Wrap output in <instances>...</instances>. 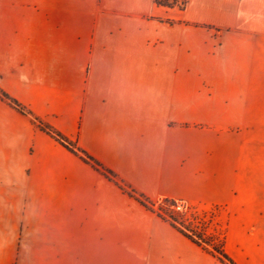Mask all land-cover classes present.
<instances>
[{
	"label": "crops",
	"instance_id": "0c3cea01",
	"mask_svg": "<svg viewBox=\"0 0 264 264\" xmlns=\"http://www.w3.org/2000/svg\"><path fill=\"white\" fill-rule=\"evenodd\" d=\"M0 89L264 264V0H0ZM0 264L223 263L0 100Z\"/></svg>",
	"mask_w": 264,
	"mask_h": 264
},
{
	"label": "trees",
	"instance_id": "16d2710c",
	"mask_svg": "<svg viewBox=\"0 0 264 264\" xmlns=\"http://www.w3.org/2000/svg\"><path fill=\"white\" fill-rule=\"evenodd\" d=\"M0 100L6 103L11 108L15 109L22 115H25L30 118L32 124L38 128L40 131L46 133L51 138H53L56 142H58L62 147L72 153L74 156L78 157L83 163L90 166L94 171L99 173L100 175L104 176L107 180L113 182L118 189H120L124 194L133 198L136 202L142 205L144 208L149 210L150 212L156 214L160 219L168 222L173 228H175L179 233L183 236L188 238L194 244L200 246L203 250L210 253L212 256L217 258L223 264H235L224 252L223 244L214 245L213 241H208L212 244V247L209 249L202 245V238H204L203 234L197 233L188 227V225H182L178 223L174 217L171 215L165 216L162 213V204H168V206L172 207L175 203L173 200H163L161 205H157L156 202L150 200L146 196L136 192L134 189L130 188L129 186L125 185L122 181H120L116 175L106 169L102 164H100L97 160L91 157L88 153H86L81 148L77 147L75 143L70 141L67 137L59 133L58 131L54 130L52 127L44 123L41 119L32 115L30 111H28L24 106L18 103L16 100L9 97L6 93H4L0 89ZM205 244V243H204ZM209 247L208 244H205Z\"/></svg>",
	"mask_w": 264,
	"mask_h": 264
},
{
	"label": "rangeland",
	"instance_id": "374dc122",
	"mask_svg": "<svg viewBox=\"0 0 264 264\" xmlns=\"http://www.w3.org/2000/svg\"><path fill=\"white\" fill-rule=\"evenodd\" d=\"M196 128L206 129V125H197ZM157 205H161L163 200L156 201ZM180 209L170 207L168 204H162V213L165 216L171 215L178 223L188 225V227L197 233L203 234L202 245L211 248L212 244L208 241H213L214 245L223 244L225 238V225L222 218V207L218 206H196L186 204L184 202L175 201ZM208 244L206 246L205 244Z\"/></svg>",
	"mask_w": 264,
	"mask_h": 264
},
{
	"label": "built area",
	"instance_id": "2783aa9c",
	"mask_svg": "<svg viewBox=\"0 0 264 264\" xmlns=\"http://www.w3.org/2000/svg\"><path fill=\"white\" fill-rule=\"evenodd\" d=\"M153 2L160 6V7H165V8H173L177 10H183L185 9L188 0H153ZM174 208L180 209L181 206L176 203L173 205Z\"/></svg>",
	"mask_w": 264,
	"mask_h": 264
}]
</instances>
